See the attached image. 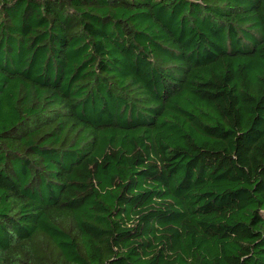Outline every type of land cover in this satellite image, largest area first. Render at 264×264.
Listing matches in <instances>:
<instances>
[{
  "label": "trees",
  "instance_id": "1",
  "mask_svg": "<svg viewBox=\"0 0 264 264\" xmlns=\"http://www.w3.org/2000/svg\"><path fill=\"white\" fill-rule=\"evenodd\" d=\"M0 264H264V0H0Z\"/></svg>",
  "mask_w": 264,
  "mask_h": 264
}]
</instances>
